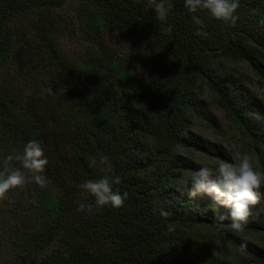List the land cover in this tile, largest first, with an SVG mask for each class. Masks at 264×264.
Listing matches in <instances>:
<instances>
[{
	"label": "trees",
	"instance_id": "obj_1",
	"mask_svg": "<svg viewBox=\"0 0 264 264\" xmlns=\"http://www.w3.org/2000/svg\"><path fill=\"white\" fill-rule=\"evenodd\" d=\"M66 2L86 42L77 59L59 40ZM172 4L161 22L147 0H0V156L36 139L49 161L46 187L26 183L0 201V264H243L214 252L200 226L264 264V248L241 235L264 233V186L236 232L217 221L227 209L188 195L193 161L176 149L226 156L188 129L196 113H209L206 88L264 157V107L232 64L244 59L262 73L264 0H239L234 25L198 12L206 36L184 0ZM101 155L121 177L113 189L128 192L120 208L96 209L79 187L105 175L89 166ZM81 202L93 211H77Z\"/></svg>",
	"mask_w": 264,
	"mask_h": 264
},
{
	"label": "clouds",
	"instance_id": "obj_2",
	"mask_svg": "<svg viewBox=\"0 0 264 264\" xmlns=\"http://www.w3.org/2000/svg\"><path fill=\"white\" fill-rule=\"evenodd\" d=\"M147 5L161 22L166 21L173 8L172 0H147ZM184 6L192 14V22L198 26L197 35H207L202 31L205 21L197 15L198 12L206 11L211 18L233 25L238 19L235 13L239 0H184ZM13 162H17L19 167H12ZM48 162L44 149L36 139L29 140L22 152L0 156V201L8 199L10 190L23 187L26 183L34 182L42 188L46 187L47 179L43 173ZM89 166L100 167L105 173L99 179L87 180L79 186L94 198L95 208L122 207L128 198V192L121 193L113 189V185L121 183V177L114 173L109 157L101 155L98 160L93 157ZM190 184V197L195 198L201 194L210 196L215 204L227 209L226 213L217 217V221L222 223L230 220L231 228L242 232L252 215V209L260 202L259 193L264 186V173L255 170L251 157L244 154L238 163L220 162L214 168H198L190 177ZM77 211L92 212L93 205L81 202ZM159 212L164 217L168 216V212L163 209H159Z\"/></svg>",
	"mask_w": 264,
	"mask_h": 264
},
{
	"label": "rangeland",
	"instance_id": "obj_3",
	"mask_svg": "<svg viewBox=\"0 0 264 264\" xmlns=\"http://www.w3.org/2000/svg\"><path fill=\"white\" fill-rule=\"evenodd\" d=\"M57 12L59 16L56 14L58 17L56 21L60 25L66 26L60 31L59 40L62 50L67 58L77 59L83 54L86 42L78 29L79 21L74 17L73 3H64L60 8H57ZM51 17H53V14ZM109 42L117 50L123 46V41L116 36H111ZM15 53L18 55L17 58L20 63L23 60V50L20 45H17L14 56ZM261 63L262 73H258L244 59L232 62L242 73L243 83L261 100V107H264V77L262 76V74L264 75V61ZM200 96L206 101L209 113H196L193 120L188 124V129L210 141L219 143L223 147L226 156L219 153H209L200 147L185 148L184 146H178L176 149L189 156L193 161V164L187 167L185 176L191 177L202 166L214 168L220 162L238 163L244 154L251 157V163L255 170L264 173V157L260 150L232 121L224 108L218 103L216 97L206 88L203 89ZM197 232L202 239L209 242L214 252L223 253L230 259L240 260L243 264H257L243 248L218 238L209 227L200 226ZM241 235L264 248V233L250 232Z\"/></svg>",
	"mask_w": 264,
	"mask_h": 264
}]
</instances>
